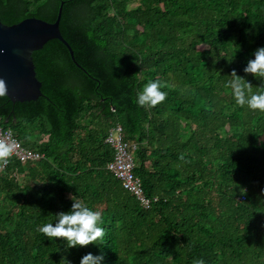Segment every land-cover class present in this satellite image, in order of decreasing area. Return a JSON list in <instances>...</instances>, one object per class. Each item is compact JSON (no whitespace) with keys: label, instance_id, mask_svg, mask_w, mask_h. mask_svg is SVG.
Instances as JSON below:
<instances>
[{"label":"trees","instance_id":"obj_1","mask_svg":"<svg viewBox=\"0 0 264 264\" xmlns=\"http://www.w3.org/2000/svg\"><path fill=\"white\" fill-rule=\"evenodd\" d=\"M0 20L54 21L70 45L32 52L42 95H0V125L43 158L0 166V264H264V111L236 103L233 70L264 46V0H7ZM160 80L167 97L140 106ZM119 123L149 208L107 169ZM36 138H40L37 140ZM1 164V163H0ZM244 195V199L239 197ZM102 213V241L66 249L42 225L72 197Z\"/></svg>","mask_w":264,"mask_h":264},{"label":"clouds","instance_id":"obj_2","mask_svg":"<svg viewBox=\"0 0 264 264\" xmlns=\"http://www.w3.org/2000/svg\"><path fill=\"white\" fill-rule=\"evenodd\" d=\"M254 58L250 59L244 72L251 73L255 77L264 78V46L258 47L254 53ZM233 79L228 83L233 89L236 103L240 106H247L253 110L264 111V93L251 94V82L245 83L235 70L231 73ZM165 85L160 80L148 82L142 91L137 94L136 103L140 106H155L164 101L167 92L164 91ZM6 92L4 82L0 80V95ZM13 154L10 144L0 141V163L7 164ZM73 203L67 211L56 214L55 223L49 222L41 226L40 231L49 238H62L66 249L75 246H86L90 243L102 241L105 236V228L102 227V213L83 199L72 197ZM68 264H71L68 261ZM80 264H104V255L88 252L80 259ZM195 264H205L203 259H197Z\"/></svg>","mask_w":264,"mask_h":264},{"label":"water","instance_id":"obj_3","mask_svg":"<svg viewBox=\"0 0 264 264\" xmlns=\"http://www.w3.org/2000/svg\"><path fill=\"white\" fill-rule=\"evenodd\" d=\"M63 1L60 2L54 21L35 16L5 24L0 20V80L4 93L11 101L36 100L42 95L41 81L36 77L32 52L40 49L50 39L61 41L74 64L84 70L74 58L73 51L62 36L59 21Z\"/></svg>","mask_w":264,"mask_h":264},{"label":"built area","instance_id":"obj_4","mask_svg":"<svg viewBox=\"0 0 264 264\" xmlns=\"http://www.w3.org/2000/svg\"><path fill=\"white\" fill-rule=\"evenodd\" d=\"M122 132L123 129L119 123L112 124L108 129L104 142L113 148V158L107 164V169L120 181L125 189L136 197L142 207L149 208L152 203L157 201V196L148 197L145 195L139 178L133 172L132 150L136 144L123 139ZM0 141L12 146L13 154L11 157L16 158L20 163H35L44 157L42 152L22 146L13 131L9 128L4 129L1 125ZM6 165L0 164L1 168H4ZM239 199L243 200L244 195H241Z\"/></svg>","mask_w":264,"mask_h":264},{"label":"flooded vegetation","instance_id":"obj_5","mask_svg":"<svg viewBox=\"0 0 264 264\" xmlns=\"http://www.w3.org/2000/svg\"><path fill=\"white\" fill-rule=\"evenodd\" d=\"M11 4V2L7 1V0H0V9H3L4 6Z\"/></svg>","mask_w":264,"mask_h":264},{"label":"rangeland","instance_id":"obj_6","mask_svg":"<svg viewBox=\"0 0 264 264\" xmlns=\"http://www.w3.org/2000/svg\"><path fill=\"white\" fill-rule=\"evenodd\" d=\"M37 140H39L40 138H36Z\"/></svg>","mask_w":264,"mask_h":264}]
</instances>
